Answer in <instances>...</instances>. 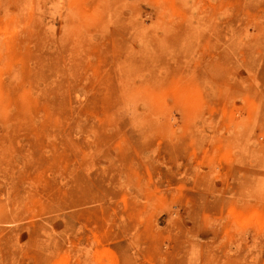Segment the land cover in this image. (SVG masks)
I'll list each match as a JSON object with an SVG mask.
<instances>
[{"label": "rangeland", "instance_id": "obj_1", "mask_svg": "<svg viewBox=\"0 0 264 264\" xmlns=\"http://www.w3.org/2000/svg\"><path fill=\"white\" fill-rule=\"evenodd\" d=\"M0 264H264V0H0Z\"/></svg>", "mask_w": 264, "mask_h": 264}]
</instances>
